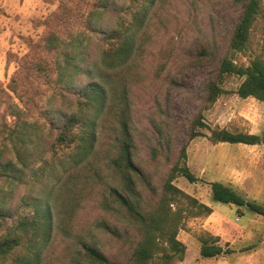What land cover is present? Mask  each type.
<instances>
[{"label":"rangeland","instance_id":"1","mask_svg":"<svg viewBox=\"0 0 264 264\" xmlns=\"http://www.w3.org/2000/svg\"><path fill=\"white\" fill-rule=\"evenodd\" d=\"M64 3L65 7L59 0H0L2 158L11 147V143L9 147L5 145L9 140L8 129L18 124L17 116L11 114L13 110L23 109L25 121L41 126L39 136L32 137L36 154H31L27 166L23 167L22 180L0 181L10 206L17 204L22 193L39 195L41 192L43 195L42 192L47 190L39 173L41 157L50 156L45 148H41L44 144L42 135L44 141L51 142L56 130L45 124L48 120L43 116L44 110L51 106L58 123L61 117L57 115L68 113L70 105L75 104L73 94H57V84L51 78L57 73V63L65 64L66 51L74 55L63 70L67 76L72 69L77 71L75 65H79L81 71L87 70L96 55L94 45L76 46L73 50L65 47L61 53L59 49L49 50L45 46L46 35L51 31L66 39L73 29L70 23L51 24L53 14L61 12L69 18L76 14L87 15L92 9L89 4H84L81 12L74 1ZM262 3L264 5V0ZM240 8L238 0H155L149 19L143 25L138 54L130 73L133 153L137 166L159 190L171 168L178 163L180 149L185 144V163L197 180L189 182L178 175L173 183L212 209L208 215L188 219L179 230L177 237L185 245V255L177 264H264V216L244 206L212 199L208 185L209 181L218 180L245 199L264 203V144L213 143L208 139L207 128L200 129L203 135L189 139L196 117H201L210 129L219 127L264 133V101L250 96L241 98L235 93L242 77L219 75L221 59L231 55L229 38ZM111 16L110 12L105 13L100 25L109 24ZM253 58L264 63L262 15L251 27L245 51L233 54L234 61L242 65H247ZM40 64L46 67L45 71L37 70ZM13 77L18 82L20 96L11 90ZM83 79L82 75L75 77L76 82ZM219 79L224 92L208 104L207 84ZM9 103H14L13 108ZM111 129L112 121L107 119L98 136V156L93 162L95 167L99 166L101 177L109 180L103 163L105 151L113 141ZM97 182L93 176L55 189L53 202L59 218H55V223L61 221L60 225L65 229L54 230L39 264H95L83 256L80 238L90 239L111 261H127L137 238L136 228L127 222L123 213L104 212L100 200L107 191ZM138 187L144 191L140 180ZM102 218L116 225L119 234L96 227ZM205 232L218 236L219 243L233 251L201 257L199 237ZM9 260L6 258V262Z\"/></svg>","mask_w":264,"mask_h":264},{"label":"trees","instance_id":"2","mask_svg":"<svg viewBox=\"0 0 264 264\" xmlns=\"http://www.w3.org/2000/svg\"><path fill=\"white\" fill-rule=\"evenodd\" d=\"M65 1H74L81 12L84 4H89L92 9L87 15L76 14L69 18L61 12L53 14L49 21L51 24L70 23L73 29L66 39L51 31L46 35L45 46L49 50L59 49L61 53L65 47L73 50L76 46L82 48L94 45L96 55L89 62L87 70L81 71L79 65H75L77 71L72 69L67 76L63 70L71 63L74 55L66 51L65 64L57 63V73L51 77L57 84V94H73L75 104L70 105L71 111L68 113L57 115L61 117L58 123L51 106L44 110L43 116L48 120L45 124L54 128L56 133L51 142L44 141L42 135L44 144L41 148L50 153L49 158L41 157L39 173L43 178L42 185L47 189L42 192L43 195L41 192L39 195L22 193L17 204L10 206L6 200V191L0 187V262L39 264L44 250L51 243L54 230L65 229L61 227V221L55 223V218H59L58 213H55L57 208H54L53 192L69 182L94 176L97 183L107 191L100 200L104 212L113 215L123 213L127 222L136 228L137 238L124 263L109 260L90 239L80 238L78 242L85 259L95 264H177L185 255V245L177 237L179 230L183 229L188 219L208 215L212 209L173 183L178 175L189 182L197 180L185 163V144L180 149L178 163L171 168L159 190L134 161L130 73L138 54V41L140 38L141 42L143 25L149 19L155 0H59L62 7H65ZM238 2L241 6L240 13L229 38L231 55L221 59L219 75L234 74L242 77L235 93L241 98L250 96L264 101L262 60L253 58L247 65H242L233 59V54L245 51L252 25L258 16H264V5L262 0ZM108 12L112 14L109 17L111 22L106 26L100 25L102 16ZM37 70L45 71L46 67L40 64L37 65ZM77 75H82L84 79L76 82ZM219 81L220 79L209 81L207 84L208 104L213 103L224 92ZM11 90L16 96L19 95L18 82L14 77ZM13 105L14 103H9L10 108ZM23 112V109L17 107L11 113L17 116L18 124L8 129L9 140L5 145L9 147L11 143V147L7 149L6 157L2 158L3 150H0V181H21L22 170L27 166L29 156L36 154L32 137L38 135L41 126L36 122L25 121ZM107 119L112 121L110 136L113 141L105 151L103 166L107 169L110 180L101 177L99 166L95 167L93 164L98 156V136ZM201 128L209 129L207 136L213 143L264 144V133L231 131L219 127L210 129L201 117L193 119L189 139L203 135ZM138 180L143 183L144 191L138 187ZM53 181L55 182L51 185ZM208 185L212 199L244 206L264 216V203L247 200L218 180L209 181ZM238 211L241 210L238 208ZM96 227L110 234H119V228L106 218L98 220ZM199 241L201 257H213L233 251L227 245H221L218 236L207 232L200 235ZM6 258L10 260L6 262Z\"/></svg>","mask_w":264,"mask_h":264}]
</instances>
